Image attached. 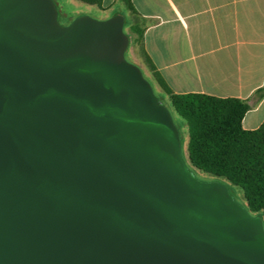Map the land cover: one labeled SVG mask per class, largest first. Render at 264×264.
<instances>
[{
	"label": "water",
	"instance_id": "95a60500",
	"mask_svg": "<svg viewBox=\"0 0 264 264\" xmlns=\"http://www.w3.org/2000/svg\"><path fill=\"white\" fill-rule=\"evenodd\" d=\"M0 0V264H264V222L189 167L125 16Z\"/></svg>",
	"mask_w": 264,
	"mask_h": 264
},
{
	"label": "crops",
	"instance_id": "0c3cea01",
	"mask_svg": "<svg viewBox=\"0 0 264 264\" xmlns=\"http://www.w3.org/2000/svg\"><path fill=\"white\" fill-rule=\"evenodd\" d=\"M132 3L137 13L121 0H101V5H91L110 16L124 13L118 8L125 6L130 30L135 21L143 22L142 50L172 91L245 99L251 108L244 116V128L262 125L264 0Z\"/></svg>",
	"mask_w": 264,
	"mask_h": 264
},
{
	"label": "trees",
	"instance_id": "16d2710c",
	"mask_svg": "<svg viewBox=\"0 0 264 264\" xmlns=\"http://www.w3.org/2000/svg\"><path fill=\"white\" fill-rule=\"evenodd\" d=\"M81 1L101 5V0ZM121 1L133 13H137L132 0ZM56 3L60 11L59 20L63 16L69 17L64 7L59 2ZM73 19L74 17H69V21L61 23L69 24ZM131 31L136 35L133 41L139 45L155 81L187 122L188 159L193 168L188 164L189 167L195 174L198 170L213 175L216 179H225L227 182H223L229 189L233 186L241 188L247 204L233 194L235 198L252 215L262 216L264 222V122L256 129L244 128V116L251 108L245 99L172 91L142 50L143 22L132 23ZM181 135L183 140V134Z\"/></svg>",
	"mask_w": 264,
	"mask_h": 264
},
{
	"label": "rangeland",
	"instance_id": "374dc122",
	"mask_svg": "<svg viewBox=\"0 0 264 264\" xmlns=\"http://www.w3.org/2000/svg\"><path fill=\"white\" fill-rule=\"evenodd\" d=\"M56 2H59L62 7H64L65 11L68 13L69 17H77L80 14H88L92 17L98 18V19H106L111 17L108 12L101 10L97 5H91L87 4L84 1L81 0H55ZM118 11L124 12L127 14V8L124 7H119ZM113 16V15H112ZM69 17H62L64 21H69ZM126 17V24H125V31L127 32L128 35H130L131 39L128 45V48L126 50V58L131 61L132 63L138 65L144 76L152 82V86L154 88L155 93L157 96L168 106L170 109L174 122L180 129L181 134H183V155L184 159L186 162L193 168L191 165L189 159H188V151H187V145H188V125L186 120L175 110L174 106L171 103V100L169 96L165 93V91L158 85V83L155 81L154 76L152 72L150 71L147 62L142 55V51L137 43L133 41L134 39V34L131 32V30L128 27V22H129V16ZM60 20L64 22L63 20ZM198 173H196L200 178L204 180H212L216 179L213 175L210 174H205L203 172H200L197 170ZM220 180V179H219ZM222 181L227 182L225 179H221ZM230 184V183H228ZM230 191L232 194L236 195L237 198L244 204H247L245 198H244V193L241 188L233 186L231 187Z\"/></svg>",
	"mask_w": 264,
	"mask_h": 264
},
{
	"label": "flooded vegetation",
	"instance_id": "af4514ba",
	"mask_svg": "<svg viewBox=\"0 0 264 264\" xmlns=\"http://www.w3.org/2000/svg\"><path fill=\"white\" fill-rule=\"evenodd\" d=\"M63 20V19H62ZM64 21V20H63ZM64 23H65V21H64Z\"/></svg>",
	"mask_w": 264,
	"mask_h": 264
}]
</instances>
